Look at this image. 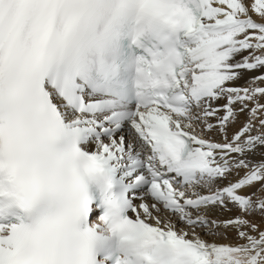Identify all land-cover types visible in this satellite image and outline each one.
Listing matches in <instances>:
<instances>
[{
    "label": "snow or ice",
    "instance_id": "snow-or-ice-1",
    "mask_svg": "<svg viewBox=\"0 0 264 264\" xmlns=\"http://www.w3.org/2000/svg\"><path fill=\"white\" fill-rule=\"evenodd\" d=\"M261 85L264 0H0V264H264Z\"/></svg>",
    "mask_w": 264,
    "mask_h": 264
},
{
    "label": "bare ground",
    "instance_id": "bare-ground-1",
    "mask_svg": "<svg viewBox=\"0 0 264 264\" xmlns=\"http://www.w3.org/2000/svg\"><path fill=\"white\" fill-rule=\"evenodd\" d=\"M251 75H254V73H245L243 78L236 82L235 86H239V87L246 86L245 85V80ZM261 86H264V85H261ZM215 106H219V105L217 104ZM244 120H245V117L243 115H241L239 117L238 123L236 125H234V126H230L229 127V130H228L229 131V135H231L233 132L238 130V128L244 122ZM210 122L211 123H215V119L214 118H210ZM212 139L213 140H222V137L217 135V134H215V133H213L212 134ZM259 151L260 152H264V149H260ZM260 158L261 157H260L259 154H257L256 156L252 157V159H254V160H259ZM236 214L237 213H236L235 209H233L232 211H221V210L217 209L215 211L210 212L208 218H209V220L215 219L217 221H221L222 222L224 220H227V219H230V218L234 217ZM251 219H253L257 223H259L261 218L259 216H253V217H251ZM218 231L221 233V235H217V236L213 237L211 235H204V233L201 232V237H202V239H204L205 241L210 242V243L211 242H215L217 244H234L236 242L234 231L226 230L223 227L218 229ZM225 237H227V239H225ZM216 239H221V240L218 241Z\"/></svg>",
    "mask_w": 264,
    "mask_h": 264
},
{
    "label": "rangeland",
    "instance_id": "rangeland-1",
    "mask_svg": "<svg viewBox=\"0 0 264 264\" xmlns=\"http://www.w3.org/2000/svg\"><path fill=\"white\" fill-rule=\"evenodd\" d=\"M254 74H257V73H254ZM216 240H218V241H219V240H221V239H216Z\"/></svg>",
    "mask_w": 264,
    "mask_h": 264
}]
</instances>
